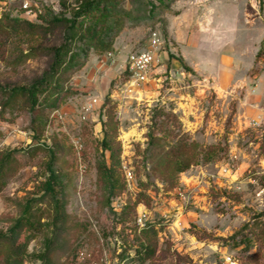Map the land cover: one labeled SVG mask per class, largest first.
<instances>
[{
  "label": "rangeland",
  "instance_id": "obj_1",
  "mask_svg": "<svg viewBox=\"0 0 264 264\" xmlns=\"http://www.w3.org/2000/svg\"><path fill=\"white\" fill-rule=\"evenodd\" d=\"M165 2L122 0L114 14L85 17L114 26L108 47L87 46L88 37L84 44L82 29L72 35L75 51L87 47L76 66L52 78L60 91L42 96L56 103L36 110L0 104V150L17 149L21 162L0 194V229L37 190L52 150L67 182L68 216L54 264H130L121 252L134 234L119 213L140 191L146 195L129 224L151 220L158 228L157 254L145 264H222L227 255L264 264V1ZM75 4L0 0L1 83L29 84L48 70L66 34L43 16H70ZM153 31L161 38L158 61L136 83L127 58L150 46ZM151 133L160 139L150 144ZM192 140L225 155L180 173L171 157L151 155L175 146L192 161ZM102 162L115 178L110 202ZM48 235L51 227L29 250H42ZM244 237L249 241L235 246Z\"/></svg>",
  "mask_w": 264,
  "mask_h": 264
},
{
  "label": "trees",
  "instance_id": "obj_2",
  "mask_svg": "<svg viewBox=\"0 0 264 264\" xmlns=\"http://www.w3.org/2000/svg\"><path fill=\"white\" fill-rule=\"evenodd\" d=\"M118 1L122 0H76V4L70 10V16L47 10L46 14L42 15L43 18L48 25L65 29L64 40L53 47L48 70L44 71L33 82L15 85H6L0 82V104L3 108L20 104L22 107L36 110L44 102L46 105H54L58 97L55 96L53 99H45L44 97L50 88L60 91V84L58 82L52 83V78L58 79L62 67L76 66L87 46L108 47V38L111 36L114 26L103 20H99V24H88L84 18L90 16L97 19L99 16L114 14ZM159 3L167 5L165 0H159ZM151 7L154 8L155 6L151 4ZM81 29L84 32L78 38L83 42L84 37H88L90 40L87 46H82L79 51H75L72 47V35H77ZM43 95L44 97H42ZM159 139L155 134H150V144ZM157 146L155 149H158ZM38 148H40L38 145L34 146L35 150ZM104 149H109L111 157L114 158L115 152L110 144H105ZM151 155L156 160L162 155L171 157L174 161L175 171L180 173L189 169L191 164L219 159L225 154L217 152L215 146L205 147L192 140V161L186 159L183 152L175 146H171L162 152L161 150H154ZM49 156V160L45 163L44 178L38 184L33 196H29L24 202H21L19 204L20 213L11 219L7 228L0 229V264H29V262L30 264H54L53 252L57 236L65 228L68 218L66 213L67 182L64 174L55 168L56 159L52 150H50ZM20 165L17 149L0 150V194L8 185L11 177L16 174ZM101 170L105 177L107 199L110 202L111 197L117 191L113 169L102 162ZM159 176L168 178L161 172H159ZM122 187L121 185L120 189ZM141 195L146 194L143 191L138 192L136 200H128L119 213V221L125 226L128 225L127 227L134 234L132 243L130 242L125 246L121 252L122 258H130V264H145L156 256L158 250L156 221L148 220L143 226H139L135 222L129 224V221L132 220L129 213L141 201ZM48 227H51L52 235L46 236L42 250L30 251V243ZM245 241H249V239L246 240L244 237L236 242L235 246L245 243ZM131 250L133 254L129 252Z\"/></svg>",
  "mask_w": 264,
  "mask_h": 264
},
{
  "label": "built area",
  "instance_id": "obj_3",
  "mask_svg": "<svg viewBox=\"0 0 264 264\" xmlns=\"http://www.w3.org/2000/svg\"><path fill=\"white\" fill-rule=\"evenodd\" d=\"M258 4L259 0H254ZM264 1V0H263ZM160 35L157 31L151 34L150 46L144 50L131 52L127 58V70L130 78L136 83L145 82L151 72L152 67L158 61L157 47L161 45ZM127 176L132 178V172L127 171ZM222 264H238L236 259L230 255L224 257Z\"/></svg>",
  "mask_w": 264,
  "mask_h": 264
},
{
  "label": "crops",
  "instance_id": "obj_4",
  "mask_svg": "<svg viewBox=\"0 0 264 264\" xmlns=\"http://www.w3.org/2000/svg\"><path fill=\"white\" fill-rule=\"evenodd\" d=\"M192 2V0H190ZM191 7H192V4H191Z\"/></svg>",
  "mask_w": 264,
  "mask_h": 264
}]
</instances>
